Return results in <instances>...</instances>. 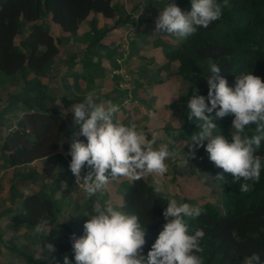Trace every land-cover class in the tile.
<instances>
[{"label":"trees","instance_id":"16d2710c","mask_svg":"<svg viewBox=\"0 0 264 264\" xmlns=\"http://www.w3.org/2000/svg\"><path fill=\"white\" fill-rule=\"evenodd\" d=\"M175 2L182 11L191 10V0ZM217 3L222 8L221 18L208 28H198L192 36L179 38L178 46L164 42L161 37L155 42L158 46H163L166 60L172 64L177 63L176 74L187 81L183 95V100L186 101L183 115H175L182 120L181 125L166 128L171 130L167 135H174L176 140L188 141L199 131L196 124L200 122L188 119L190 110L187 103L195 89L199 90L198 95L207 97L209 58L221 68V76L230 87H234L235 76L242 72L251 73L264 80V0H217ZM123 7H119L115 0H0V79L6 84L20 77L25 83L24 92L5 109L7 112L16 104H21L23 113L8 126L3 137L0 135L3 139L2 144L0 143L1 154L11 168L45 158L56 159L59 167L58 179L51 183L53 187L46 185L40 191L23 195L21 207L14 211L8 210L12 214L9 223L12 235L22 228L34 230L42 217L48 220L44 232H33V235L26 237L45 253L50 252L46 244H52L55 249L52 256L55 254L58 262L51 263L52 257L42 256L38 259L35 252L28 253L22 248L21 253L27 264H64L65 257L70 264H76L71 237L73 234L77 238L83 236V225L87 221L77 229L58 219L61 206L59 198L55 197L59 187L57 184L63 182L70 186L76 185L69 169L71 157L67 155L74 133L70 120L63 116L56 104L57 94L49 89V83H42L43 78H50L49 72L58 69L57 62L65 43L62 37L52 35L44 21L49 18L63 33H75L93 15L90 29L81 39L83 44L88 45L81 59L84 71H74V55L66 61L73 69L70 73L76 78L95 83L97 77H104L101 60L105 54L101 50H107L108 58L115 57L113 51L101 41L112 28L121 29L127 22H134L131 20L132 14L122 17L121 13L125 12ZM97 17L112 19L114 24L99 28ZM95 56L98 60H94ZM117 65L114 67L119 68ZM62 100L64 108L82 101L66 97ZM174 107L178 108L179 105L175 104ZM176 108L172 112H176ZM233 119L234 116L229 115L215 120L220 121V134L229 140L234 131L231 128ZM129 122L124 120L122 123L127 125ZM245 132L249 136L258 134L255 125L247 127ZM62 139V148L67 153L60 150ZM148 139L151 140V137ZM78 140L87 143L82 135H79ZM161 142L168 144L169 141L161 138L156 144L160 145ZM189 143L191 140L187 142ZM256 155L264 163V141ZM190 159L191 162L196 161L192 157ZM88 171L87 167L83 170L84 174ZM249 183L252 184L251 190L241 192L239 184L233 183V176L230 174L225 182L219 184L225 213H221L215 205L206 203L198 217L185 218L190 231L199 228L205 232L201 241L203 252L198 254L202 257L203 264H241L244 257L254 252L259 253L264 261V168L261 170L259 182ZM168 201L145 176L127 182L122 210L128 214H136L142 226L149 232H157L154 239L146 240L142 253L145 257L166 223L163 212Z\"/></svg>","mask_w":264,"mask_h":264},{"label":"clouds","instance_id":"9594fccd","mask_svg":"<svg viewBox=\"0 0 264 264\" xmlns=\"http://www.w3.org/2000/svg\"><path fill=\"white\" fill-rule=\"evenodd\" d=\"M221 15L217 0H191L189 12L170 3L155 22L156 33L186 39L198 28H208ZM208 65L207 97L198 95L199 90L195 89L187 103L188 119L200 122L196 124L199 131L190 137V155L194 159L195 152L207 142L205 151L209 160L224 173L231 174L241 192H248L252 188L249 182H259L264 168L262 158L256 155L264 141V80L242 72L235 76L234 87H230L221 76V68L211 58ZM94 96V93L87 94L83 101L71 104L63 113V116L69 111L74 114V125L80 127L79 135L87 140L85 144L73 139L67 153L76 184H82L88 197H92L118 178L138 180L145 174L163 176L168 168L166 161L174 152L167 147L154 148L158 133L154 131L149 140L135 123L125 125L114 119L118 106L111 101L97 103ZM148 115L155 118L156 114L149 112ZM229 115L234 116L231 140L221 134L213 136L217 130L215 120ZM252 125L258 134L249 136L245 130ZM86 167L89 171L84 174ZM214 179L223 181L224 177L218 174ZM93 211L95 215L83 225L84 235L71 237L76 264H203L198 254L203 252L201 241L205 232L199 228L190 231L185 219L198 217L199 207L169 200L163 212L166 223L146 257L142 255L146 228L136 214L118 210L110 202L102 206L99 199ZM47 225L48 220L42 217L35 225V233L44 232ZM46 247L50 253L55 251L50 243ZM64 264H70L67 257ZM241 264H264V261L254 252L244 257Z\"/></svg>","mask_w":264,"mask_h":264},{"label":"rangeland","instance_id":"374dc122","mask_svg":"<svg viewBox=\"0 0 264 264\" xmlns=\"http://www.w3.org/2000/svg\"><path fill=\"white\" fill-rule=\"evenodd\" d=\"M153 2L152 0H115L119 7L124 6L123 8H125V12L121 13L122 17L125 18L128 14H132L131 20L134 22H127L121 29L112 28L101 41L104 46L113 51L115 57L110 59L106 56L107 50L105 48L101 50L105 54L101 60L104 77H97L95 83H90L87 79L76 78L73 73H70L73 69L66 61L74 55L76 61L74 71H84L81 58H83L88 45L83 44L81 39L82 35L90 29L89 24L93 15L85 20L80 25L78 32L75 33H63L51 19H45L44 24L50 28L52 35L62 37L65 43L59 55L61 60L58 69L55 68L52 73L50 72V78H43L42 83H49V89L57 94L56 104L62 113L68 109L63 107V97L83 101L87 94L94 93L97 103L104 102L106 104L111 101L113 105L118 106L119 111L114 118L120 122L127 120L135 123L138 130H141L147 138L149 136L152 138V133L157 132L156 143L161 138L163 141L169 142L168 144L164 142H161L160 145L155 144L154 148L167 147L169 151L174 152V156L166 161L168 168L163 176L156 174L143 176L149 180L158 193L163 194L169 200L175 199L178 203H188L193 207H199L200 210L206 203H211L221 213H225L223 193L219 189V184L222 181H217L214 177L218 174L223 175L225 182L230 174L224 173L209 160L205 151L207 142L204 147L195 152L194 159L196 161L191 162L190 157L192 156L188 147L190 143L187 144L191 139L180 141L176 140L174 135H167L171 131L166 129L168 126L181 125L182 120L175 115L176 113L183 115L182 110L186 102L183 100V95L186 92L187 81L176 74L177 63L172 64L166 60L162 51L163 46H158L155 43L161 37L164 42L178 46L179 38L156 33L155 27L160 12L170 3L176 5L177 2L175 0H153ZM135 6H139V8ZM106 24L113 26L114 21L98 18L99 28ZM55 26L57 28L52 29ZM94 60H98V57L95 56ZM117 64L119 68L114 67ZM0 84V135L3 137L8 126L23 113L21 104H16L7 112L5 109L19 94L24 92L25 83L18 77L12 83L7 82L6 84L0 79ZM175 104H178L179 107H174ZM175 108L176 112H172ZM149 112H154L155 118L149 117ZM66 117L73 125V139H77L80 127L74 125V114L69 111ZM215 123L217 130H214L213 136L220 134V121ZM2 140L0 137L1 144ZM60 150L67 153L63 148ZM58 169L54 158L38 159L30 164L11 168L0 151V264H27L25 256L21 253L22 248L28 253L35 252L34 255L38 259L42 256L52 257L51 263L58 262L55 254L52 256L50 252L45 253L27 239L26 235H33L34 230L22 228L12 235L13 231L9 226L12 214L8 213L9 209L14 211L21 207L23 195L40 191L46 185L53 187L51 183L57 181ZM131 179L133 178H118L112 181L105 191L98 192L92 197H88L83 186L77 184L70 186L59 182L58 190L55 193L61 206L58 219L79 229L84 221L95 215L93 210L97 199L100 200L102 206L105 202H110L115 208L122 210L127 182ZM86 213H88L87 216L84 215ZM155 236H157V232L146 230V240H152Z\"/></svg>","mask_w":264,"mask_h":264},{"label":"crops","instance_id":"0c3cea01","mask_svg":"<svg viewBox=\"0 0 264 264\" xmlns=\"http://www.w3.org/2000/svg\"><path fill=\"white\" fill-rule=\"evenodd\" d=\"M55 28H57V27L55 26V27H53L52 29H55ZM52 29H51V30H52ZM59 30H60V29H59ZM50 32H51V31H50ZM81 59H82V58H81ZM60 60H61V59L59 58L57 63H59ZM49 73H50V72H49ZM51 73H52V72H51ZM51 73H50V76H51ZM77 139H78V137H77ZM80 186H82V185H80Z\"/></svg>","mask_w":264,"mask_h":264}]
</instances>
